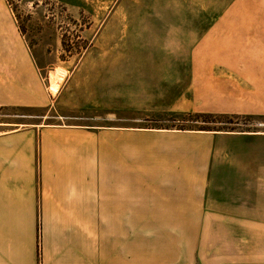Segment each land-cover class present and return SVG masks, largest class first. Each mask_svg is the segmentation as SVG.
Returning <instances> with one entry per match:
<instances>
[{"label": "crops", "instance_id": "crops-1", "mask_svg": "<svg viewBox=\"0 0 264 264\" xmlns=\"http://www.w3.org/2000/svg\"><path fill=\"white\" fill-rule=\"evenodd\" d=\"M31 125L0 131V264H264V131Z\"/></svg>", "mask_w": 264, "mask_h": 264}, {"label": "rangeland", "instance_id": "rangeland-1", "mask_svg": "<svg viewBox=\"0 0 264 264\" xmlns=\"http://www.w3.org/2000/svg\"><path fill=\"white\" fill-rule=\"evenodd\" d=\"M56 68L66 70L58 91L49 84ZM21 83L30 103L0 104V131L33 123L264 131V0H0V84L21 98ZM94 93L127 108L96 105ZM172 94L180 109L135 107Z\"/></svg>", "mask_w": 264, "mask_h": 264}, {"label": "trees", "instance_id": "trees-1", "mask_svg": "<svg viewBox=\"0 0 264 264\" xmlns=\"http://www.w3.org/2000/svg\"><path fill=\"white\" fill-rule=\"evenodd\" d=\"M167 113H169L168 115H170V116H176V115H185V116H189V117H191V116H193L194 114L193 113H191V112H186V113H179L178 114V112H175V111H168ZM156 120H160V121H162V120H164V119H162V118H158V119H156ZM173 122L174 121H176V119H171ZM185 121V120H184ZM186 121L188 122V121H194V119H186ZM185 121V122H186ZM173 126V125H172ZM183 126V125H182ZM153 128H159V129H172V127L170 126H160V127H153ZM178 129H186V128H184V127H179Z\"/></svg>", "mask_w": 264, "mask_h": 264}, {"label": "bare ground", "instance_id": "bare-ground-1", "mask_svg": "<svg viewBox=\"0 0 264 264\" xmlns=\"http://www.w3.org/2000/svg\"><path fill=\"white\" fill-rule=\"evenodd\" d=\"M59 83V75H57L55 72L50 73V85L52 89H57Z\"/></svg>", "mask_w": 264, "mask_h": 264}]
</instances>
